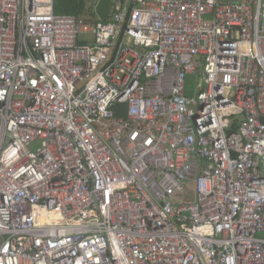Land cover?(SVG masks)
<instances>
[{"label":"built area","instance_id":"built-area-1","mask_svg":"<svg viewBox=\"0 0 264 264\" xmlns=\"http://www.w3.org/2000/svg\"><path fill=\"white\" fill-rule=\"evenodd\" d=\"M97 3L0 0V264H264V0Z\"/></svg>","mask_w":264,"mask_h":264},{"label":"trees","instance_id":"trees-1","mask_svg":"<svg viewBox=\"0 0 264 264\" xmlns=\"http://www.w3.org/2000/svg\"><path fill=\"white\" fill-rule=\"evenodd\" d=\"M54 12L56 14L83 16L85 14V0H55Z\"/></svg>","mask_w":264,"mask_h":264},{"label":"rangeland","instance_id":"rangeland-1","mask_svg":"<svg viewBox=\"0 0 264 264\" xmlns=\"http://www.w3.org/2000/svg\"><path fill=\"white\" fill-rule=\"evenodd\" d=\"M55 1V0H54ZM86 6V4H85ZM202 86L201 76L195 74H188L185 78V95L193 97L197 94ZM40 145L39 141L35 142L29 149L35 150Z\"/></svg>","mask_w":264,"mask_h":264},{"label":"water","instance_id":"water-1","mask_svg":"<svg viewBox=\"0 0 264 264\" xmlns=\"http://www.w3.org/2000/svg\"><path fill=\"white\" fill-rule=\"evenodd\" d=\"M112 0H98L95 8V14L98 19L105 22L108 18Z\"/></svg>","mask_w":264,"mask_h":264}]
</instances>
